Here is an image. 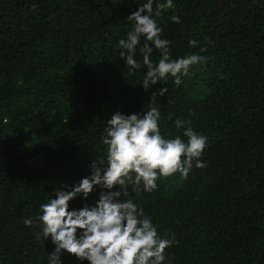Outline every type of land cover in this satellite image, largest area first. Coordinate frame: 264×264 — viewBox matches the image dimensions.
I'll use <instances>...</instances> for the list:
<instances>
[{"label": "trees", "instance_id": "obj_1", "mask_svg": "<svg viewBox=\"0 0 264 264\" xmlns=\"http://www.w3.org/2000/svg\"><path fill=\"white\" fill-rule=\"evenodd\" d=\"M144 2L0 0V264H48L54 245L37 239L35 220H23L91 174L106 156L101 136L115 112L151 106L161 110L165 138L186 139L177 119L208 138L205 168L124 197L162 237L175 233L165 264H264V0H173L157 18L172 58L208 59L179 87L170 77L148 91L139 49L142 67L130 75L119 47L132 28L127 16ZM151 59L158 62L155 49ZM161 87L169 91L150 105ZM99 192L70 209L92 205ZM61 261L81 264L66 252Z\"/></svg>", "mask_w": 264, "mask_h": 264}, {"label": "clouds", "instance_id": "obj_2", "mask_svg": "<svg viewBox=\"0 0 264 264\" xmlns=\"http://www.w3.org/2000/svg\"><path fill=\"white\" fill-rule=\"evenodd\" d=\"M173 8V0H146L127 16L132 28L127 38L119 41L120 57L132 75L142 67L135 58L139 49L146 69L141 84L145 91L158 82L167 84L170 77L179 87L194 65L207 62L208 57L200 54L172 58L171 41L162 38L157 18ZM170 19L181 22L178 15ZM189 45L196 47L198 42L190 40ZM154 49L159 53L155 64L151 59ZM200 51L206 52L207 47ZM168 91V87H161L153 92L149 104ZM160 118L161 110L155 106L132 114L115 112L101 136L106 156L91 163V174L70 188L64 185L56 190L55 198L51 196L47 203L40 204L35 218L23 220L25 227L34 226L35 220L40 227L37 239L50 238L54 245V251L47 255L48 264H62L64 252L81 264H165L166 250L179 243L175 233L162 237L143 207L124 197L129 189L137 194L151 193L157 190L158 180L177 174L187 180L193 168H205L202 157L208 138L191 126L185 127L187 122L179 119L175 127L184 129L186 139L165 138ZM97 186L100 192L92 205L85 203L79 209H70L71 201L77 197L87 201Z\"/></svg>", "mask_w": 264, "mask_h": 264}]
</instances>
